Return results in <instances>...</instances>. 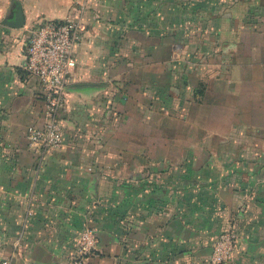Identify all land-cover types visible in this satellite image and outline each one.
I'll list each match as a JSON object with an SVG mask.
<instances>
[{
    "label": "crops",
    "instance_id": "0c3cea01",
    "mask_svg": "<svg viewBox=\"0 0 264 264\" xmlns=\"http://www.w3.org/2000/svg\"><path fill=\"white\" fill-rule=\"evenodd\" d=\"M67 20L65 144L36 148L29 31ZM86 228L88 264L203 261L229 229L224 264H264V0H0V261L66 264Z\"/></svg>",
    "mask_w": 264,
    "mask_h": 264
},
{
    "label": "built area",
    "instance_id": "2783aa9c",
    "mask_svg": "<svg viewBox=\"0 0 264 264\" xmlns=\"http://www.w3.org/2000/svg\"><path fill=\"white\" fill-rule=\"evenodd\" d=\"M86 30L81 20L42 23L30 29L25 68L37 77L44 90L43 125L30 127L28 138L36 148L61 150L65 136L59 119L66 104L68 78L76 68L75 50ZM238 234L224 231L213 244L212 255L203 261L183 260L179 264H224L238 248ZM99 244L95 229L86 228L80 235L77 251L66 264H88ZM0 264H14L6 257Z\"/></svg>",
    "mask_w": 264,
    "mask_h": 264
},
{
    "label": "water",
    "instance_id": "95a60500",
    "mask_svg": "<svg viewBox=\"0 0 264 264\" xmlns=\"http://www.w3.org/2000/svg\"><path fill=\"white\" fill-rule=\"evenodd\" d=\"M24 25H25V17H24L22 7L19 5L18 6V13L16 15L15 21L11 22V23L9 22V26L14 27V28H22ZM81 86H83V85L76 84L72 88H78Z\"/></svg>",
    "mask_w": 264,
    "mask_h": 264
}]
</instances>
